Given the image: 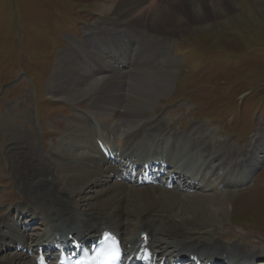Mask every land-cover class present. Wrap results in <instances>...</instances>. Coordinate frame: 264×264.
<instances>
[{
	"label": "bare ground",
	"instance_id": "6f19581e",
	"mask_svg": "<svg viewBox=\"0 0 264 264\" xmlns=\"http://www.w3.org/2000/svg\"><path fill=\"white\" fill-rule=\"evenodd\" d=\"M221 1L237 9L232 0L103 3L102 11L117 8L121 26L101 21L87 28L91 44L74 41L75 54L64 58V75L49 92L71 101L88 98L92 110L68 116L57 143L43 144L45 155L24 142L10 144L21 195L1 202L8 207L0 209V264H45L38 259L39 249L59 233L92 239L105 231L118 233L126 248L137 247L144 232L153 253L167 259L198 254L211 264L222 259L262 264L257 250L243 249L237 241L223 244L228 234H219L216 226L230 209V196L240 190L238 184L249 182L264 165V135L251 155H233L231 147L218 148L225 142L202 124L181 134L170 122L147 117L175 79L166 40L183 25L176 6H190L199 23L204 8H218ZM100 141L111 145L115 158L104 153ZM149 155L167 157L170 174L162 182L140 185V174L134 182L125 177ZM184 198L194 207L182 205ZM209 210L210 219L205 218Z\"/></svg>",
	"mask_w": 264,
	"mask_h": 264
},
{
	"label": "rangeland",
	"instance_id": "374dc122",
	"mask_svg": "<svg viewBox=\"0 0 264 264\" xmlns=\"http://www.w3.org/2000/svg\"><path fill=\"white\" fill-rule=\"evenodd\" d=\"M108 1L0 0V209L8 207L1 204L3 198L21 195L11 170L14 141L45 155L43 144L57 143L71 115L92 110L88 98L71 101L49 92L64 75V58L75 54L74 41L91 44L87 28L101 21L121 26L115 6L101 10ZM232 1L237 9L225 1L215 9L205 7L199 23L190 6H176L183 25L176 37L166 40L175 79L147 117L168 121L181 134L202 124L225 142L218 148L250 155L264 135V1ZM237 187L216 229L228 234L223 244L237 241L243 249L253 248L264 264V165ZM192 203L181 200L182 205L194 207ZM211 217L209 210L205 218Z\"/></svg>",
	"mask_w": 264,
	"mask_h": 264
}]
</instances>
